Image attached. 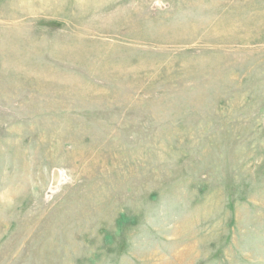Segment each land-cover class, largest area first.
<instances>
[{
  "label": "rangeland",
  "instance_id": "1",
  "mask_svg": "<svg viewBox=\"0 0 264 264\" xmlns=\"http://www.w3.org/2000/svg\"><path fill=\"white\" fill-rule=\"evenodd\" d=\"M0 264H264V0H0Z\"/></svg>",
  "mask_w": 264,
  "mask_h": 264
}]
</instances>
